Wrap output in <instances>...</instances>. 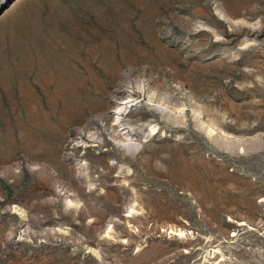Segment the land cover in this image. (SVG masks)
I'll return each mask as SVG.
<instances>
[{
    "label": "rangeland",
    "instance_id": "rangeland-1",
    "mask_svg": "<svg viewBox=\"0 0 264 264\" xmlns=\"http://www.w3.org/2000/svg\"><path fill=\"white\" fill-rule=\"evenodd\" d=\"M0 264H264V0H0Z\"/></svg>",
    "mask_w": 264,
    "mask_h": 264
},
{
    "label": "bare ground",
    "instance_id": "bare-ground-1",
    "mask_svg": "<svg viewBox=\"0 0 264 264\" xmlns=\"http://www.w3.org/2000/svg\"><path fill=\"white\" fill-rule=\"evenodd\" d=\"M126 107L127 106L118 107V110L115 111V113L117 115L116 116V120L120 119L121 116H124V112L126 110ZM204 126H205V129H206V132L208 134L209 139L222 140L223 142H226L229 145H237L238 144L239 145V149H240L241 152H244L246 150L245 145L247 143V140H249V138L246 139L244 137H240V136H236V135L227 133L225 130H223L220 126H218L215 123H211V124H208V125L205 124ZM151 130L153 131V133L154 132L156 133L158 131V128L156 126H153L151 128ZM21 214H22V216H25V214H23L22 212H21ZM171 232H176V233H178L180 235L183 234V230H181V229L175 230V229L172 228ZM97 254H98L97 255L98 257H102L100 255V252H97Z\"/></svg>",
    "mask_w": 264,
    "mask_h": 264
}]
</instances>
